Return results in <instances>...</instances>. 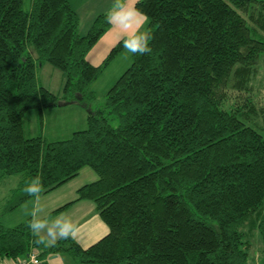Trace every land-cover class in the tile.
I'll use <instances>...</instances> for the list:
<instances>
[{"label":"trees","instance_id":"obj_1","mask_svg":"<svg viewBox=\"0 0 264 264\" xmlns=\"http://www.w3.org/2000/svg\"><path fill=\"white\" fill-rule=\"evenodd\" d=\"M136 7L152 51L131 54L98 100L89 85L123 44L97 65L86 60L109 27L105 13L79 34L67 0H28L26 9L0 0V178L18 175L1 210L31 197L23 188L33 177L45 193L88 166L96 178L51 212L86 199L107 227L87 246L44 247L30 218L0 224V258L33 251L35 264L57 253L80 264H264V90L252 83L264 57V0ZM44 62L61 72L60 98L36 80ZM56 103L82 107L85 128L62 140L25 137L24 113ZM250 229L260 263L247 261Z\"/></svg>","mask_w":264,"mask_h":264},{"label":"rangeland","instance_id":"obj_2","mask_svg":"<svg viewBox=\"0 0 264 264\" xmlns=\"http://www.w3.org/2000/svg\"><path fill=\"white\" fill-rule=\"evenodd\" d=\"M70 7L77 12L79 21L77 26V32L79 34H84L88 29L91 20L94 18L96 14L105 13L107 9L111 6L112 0H69ZM28 7V0H23V8L26 9ZM146 28V24L144 25ZM108 32L106 36L110 33H114L115 37L114 41L111 43L100 55L99 59L96 62H100V60L105 56V54L109 51V49L115 45V43L122 38V34L119 29H116L109 25V27L104 31ZM103 32V33H104ZM119 32V34H118ZM102 33V34H103ZM101 34V35H102ZM100 35V36H101ZM105 36V37H106ZM117 38V39H116ZM100 39V38H99ZM104 39V37L102 38ZM95 58V57H94ZM131 54L124 49L123 44L114 53V55L108 60V62L102 67L101 71L97 75V77L90 83L89 89L92 91L96 99L100 100L102 95L106 92V90L113 84L118 75L129 65ZM264 72V57L260 62L259 71L257 70L258 75L253 78V86H259L260 80H262L261 84H263L264 90V76L260 75V73ZM36 80L42 86L47 88L50 92H52L57 98H60L61 86H62V76L59 69L51 66L47 62H44L41 67L36 68L35 71ZM264 98V96H263ZM59 103V102H57ZM56 105L46 107L41 109L40 114L36 109L27 110L21 119L22 124V132L25 137L29 136H42L45 140H62L66 139L70 136L72 131L81 130L85 128V112L82 107L77 104L68 103L63 105ZM96 178V174L88 167L83 166L79 169L78 173L71 178L70 180L64 182L61 186L55 188L51 192L46 194H41L44 196L40 197L39 204L36 206L42 207L44 209V213L46 212L45 200L54 197L55 195H61L60 198H70L65 199L67 202L72 200L75 197V193L73 190H70V187L81 186L87 182H90ZM18 180V175H6L0 178V224L5 227L13 226L22 222L24 219L30 216V212L32 210L31 203L34 199L33 197H29L14 209L2 212V206L6 199V196L9 190L16 184ZM76 187V188H77ZM58 198V199H60ZM57 199V200H58ZM56 202V201H55ZM62 204V203H61ZM54 206V205H53ZM70 208L64 214H67L73 218L74 221L77 222L79 220L78 216L81 211L76 209L72 210ZM61 214H56L52 216L55 218L60 216ZM78 223V222H77ZM84 222L78 223L79 226L83 225ZM247 229V226L244 227V230ZM249 236V248H248V263L252 262V259L256 263H260V244L256 237L255 230L250 229L248 231ZM78 240L81 242V246H86L89 243L95 241H83L78 237ZM80 244V243H79ZM53 256L59 257L60 260L58 262H62L63 264H80L71 260L70 256L67 253H57ZM48 257V256H47Z\"/></svg>","mask_w":264,"mask_h":264},{"label":"clouds","instance_id":"obj_3","mask_svg":"<svg viewBox=\"0 0 264 264\" xmlns=\"http://www.w3.org/2000/svg\"><path fill=\"white\" fill-rule=\"evenodd\" d=\"M137 0H112L111 6L105 14L108 25L119 29L122 34L124 49L132 55H147L152 49L150 41L152 33L144 28L147 22L146 15L136 7ZM23 191L31 197H35L39 204L44 191V185L39 176L26 181ZM37 245L44 247L55 246L59 240L76 239L80 226L67 214H61L55 218L44 214V209L34 206L30 212V220L27 224Z\"/></svg>","mask_w":264,"mask_h":264},{"label":"crops","instance_id":"obj_4","mask_svg":"<svg viewBox=\"0 0 264 264\" xmlns=\"http://www.w3.org/2000/svg\"><path fill=\"white\" fill-rule=\"evenodd\" d=\"M67 2L69 4V6H70V1L67 0ZM107 33H108L107 31L104 32L99 37L100 39L98 38V40L93 44V46L87 51V53L85 55V58L90 64H92V65L99 64L102 61V59L108 54L109 51L105 54V56L100 60L99 63L96 62V60L99 59L100 55L102 53H104V51L106 49H108V47L110 45H112L111 43L114 41L115 37H117V38L119 37V36H115L114 33H110V34H108L106 36ZM118 34H119V32H118ZM103 37H104V39H102ZM98 51L100 52V55L98 54L99 53ZM61 185H59V186H61ZM15 186L16 185H14L13 187H15ZM59 186H57V187H59ZM57 187H55V188H57ZM76 187L77 186H74V188L70 187V190H73L74 193H75V190L78 188V187L77 188ZM55 188H53L52 190H54ZM52 190H50L48 192H51ZM48 192H45V193H42V194H46ZM8 194H9V192H8ZM8 194H7V196H8ZM7 196H6V199H7ZM41 196H44V195H41ZM60 197H61V195H57V196L55 195L54 197L50 198V200L46 199L44 201L46 203L45 207H44V208H46V212L44 214L45 215H50V217H52V216H54L56 214H64L65 212H69L68 210L70 208H73L72 209L73 211L76 210V209L80 210L81 213L78 216L79 220H77V222L78 223H81V222L83 223L84 222V224L80 226V232H79L77 238L74 239L78 244L80 243L79 244L80 246H81V242L78 240V237L81 238L83 241H85V240L93 241V239L97 240L98 238H100L101 236H103L106 233V231H107L106 225L100 220V218L98 217L97 212H96V210L94 208L93 203L91 201H89V200L81 199V200L74 201L71 204H69L68 206H66L64 209L52 213L51 211H53L57 207H59V206L65 204V203L71 201V200H69L67 202H64V201H66L65 199H70V198H60ZM33 198L34 199L32 200V203H31V207L32 208L34 206H36L35 197H33ZM58 198H60V199H58ZM27 199H29V198H27ZM27 218H30V216L27 217ZM91 243H89V244H91ZM53 255L54 254L49 255L46 258V261L48 262V264H63L62 262L60 263V262L57 261V260H60L59 257L53 256ZM12 262H13V260H10V259H7V258H0V264H12Z\"/></svg>","mask_w":264,"mask_h":264},{"label":"built area","instance_id":"obj_5","mask_svg":"<svg viewBox=\"0 0 264 264\" xmlns=\"http://www.w3.org/2000/svg\"><path fill=\"white\" fill-rule=\"evenodd\" d=\"M37 262L35 254L32 251L25 258H19L12 262V264H35Z\"/></svg>","mask_w":264,"mask_h":264}]
</instances>
